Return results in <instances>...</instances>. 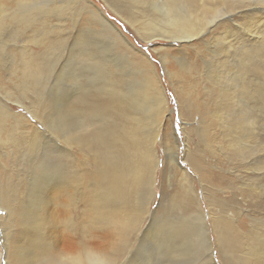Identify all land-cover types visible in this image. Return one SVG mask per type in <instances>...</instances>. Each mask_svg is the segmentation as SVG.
<instances>
[{
    "label": "bare ground",
    "instance_id": "obj_1",
    "mask_svg": "<svg viewBox=\"0 0 264 264\" xmlns=\"http://www.w3.org/2000/svg\"><path fill=\"white\" fill-rule=\"evenodd\" d=\"M109 1L108 7L135 26L143 40L181 41L202 59L201 68L195 69L186 59L172 56L179 64L172 72L167 68L168 50L162 57L169 76L175 77L177 98L190 113L189 120L202 114L197 125L184 124L185 159L198 173L210 204L206 213L198 204L197 180L188 179L179 167L189 184L181 186L173 208L193 214L167 219L169 232L183 236L193 228L197 264H216L214 250L222 264H264V0ZM74 4L92 6L107 37L132 48L131 62L141 76L137 90L127 95L109 79L97 91L91 85L78 86L74 93L61 86L47 90L57 71L54 55L58 64L71 57H63L68 44L61 43V33L64 13ZM142 5L149 9L145 21L131 16H143ZM57 27L62 32L56 38ZM78 43L72 46L75 56L98 66L84 57L90 44L85 41L80 48ZM103 62L100 68L108 66L107 59ZM62 64L60 74H65L66 63ZM187 75L194 79L191 84ZM199 84L207 95L204 102L194 98ZM1 94L5 99L0 100V155L7 156L11 148L22 164L31 165L20 179L22 187L0 190V205L6 210L0 224L7 264L119 263L132 237L142 230L162 162L154 146L170 107L153 64L91 0H0ZM17 105L24 112L14 108ZM190 129L197 133L196 147L208 150L190 155ZM54 138L60 146L53 149L56 153H46L56 143ZM161 144L175 171L176 135L161 138ZM40 150L48 164L35 166ZM220 159L225 169L218 166ZM209 185L216 192H207ZM146 235L147 230L142 237Z\"/></svg>",
    "mask_w": 264,
    "mask_h": 264
},
{
    "label": "rangeland",
    "instance_id": "obj_2",
    "mask_svg": "<svg viewBox=\"0 0 264 264\" xmlns=\"http://www.w3.org/2000/svg\"><path fill=\"white\" fill-rule=\"evenodd\" d=\"M91 1H93L96 7L100 9L106 15V17L112 23H114L116 27L119 28V30H121V32L132 43V45H134L135 48H137L141 53H143L149 59V62L153 64L157 76L160 77L170 107V110H168L164 121L160 140H158V142L154 146L156 151L158 152L157 153L158 156L160 155L159 158L162 162L161 164L158 165L157 170L155 172L156 181L154 186V195L152 196L151 203H149L148 205V212L145 215L144 222L141 225L140 229L142 230H140V232H137L132 237L131 245L128 248V251H126L124 255L121 256V258H119L118 261L120 262L119 263L117 262L116 264H131V262H133L134 264H197V259L195 255L196 254L195 234L193 232L194 231L193 228L190 230L191 231L190 234L187 235L184 234L183 236L175 235L174 232L172 231L171 233L169 232L170 225L167 219L171 221L180 220L184 218L186 215L187 218H189L190 215L193 214V210L186 211L182 209L180 211L179 209H177L176 206H174L173 208L174 203L172 200H175L179 191L182 190L181 186L182 185L185 186L189 184V182L184 179V176L182 172L179 170V167L185 170V172L187 173L186 177L188 179H192L193 176V179L195 178L197 180L196 183L199 189L198 191L199 206L200 207L202 206V209L203 210L205 209L206 213L210 209V204L207 199L208 197L205 196V193L201 187L199 175L194 171L192 164L187 159H185V150H186L185 143L187 137L184 129V124L185 122H187L186 125L189 127L191 126L190 124L194 122L193 126L197 125L200 120L199 117L202 114L201 112L196 113L194 121L189 120L188 117L190 113L184 107L183 102H181L182 100L179 101L177 98L176 86L178 84H176L175 77L169 76L168 71L166 70V64L163 61L162 57L165 54V51L168 50L167 52H169L168 53L169 62L167 64V68H169L172 72L176 71L179 68V64L174 59V57H177L180 60L183 59V61L186 59L185 62L187 64L194 66L195 69L201 68L202 59H198L195 49H193L192 47H187L185 45L183 46V42L181 41L168 40L163 38H156V39L153 38L152 40H148V41L143 40L135 26L133 27L122 16H119V14L115 13V11H112V9L108 7L110 3L109 0H91ZM85 5L87 8L85 7ZM147 8L146 5L145 7L144 5H142V9L144 11L143 16L136 17L135 15L133 14L131 15V13H128L126 11H124V15L129 16L130 14L133 18L139 19L140 21H145L149 15L148 14L145 17V14L149 13V9ZM262 11H261V18L263 17L262 19H264V12ZM72 12L75 14H73ZM64 14L66 18L65 21L66 26L64 32L61 33L62 31L57 27L54 30L55 31L54 36L57 38L60 35V34L58 35V33H61V35H63V37H61L62 39L61 43L64 40L63 45L65 46L66 44H68L67 48L63 50L64 51L63 57L66 58L68 55H71L72 58L67 57L68 59H70V61L68 59H65V62L64 60H60L58 64V57L54 55L55 56L54 70L57 71H55L56 73L55 72L52 73L51 82H49L50 86L47 90L49 91L50 88L59 90L58 86H61L62 88L67 89L68 93L69 92L74 93L75 90L78 91L77 90L78 86L80 88H86L89 85H91L93 91H97V87L103 85L104 79H109L110 81H112L113 84H118L119 88L122 89L124 92H126L127 95L137 90L141 82V76L138 74L137 68L134 67L135 64L131 62V60H133V57L131 55L132 48H127L126 42L125 44L117 43L116 41L114 42L112 39L107 37L106 31L102 26H100L101 24L98 20L99 16L97 11H94V8L92 6L91 7L88 6L87 4H80V5L77 4V6L76 4H74L73 6H71V9L66 11ZM95 14H97V17ZM53 21L55 24H57V20H55V16L53 18ZM85 41L88 42L87 46H89V44L91 46V48L88 49L89 54L87 56L83 55L86 49L83 50L80 54L86 58H89L94 62H98L99 65L104 64L103 61L107 59L108 66L100 68L99 65L95 66L93 63L82 61L80 57L75 56L76 53L75 49L77 48V43L79 42L78 45L80 46V48H82L85 46L84 45ZM74 45H76L75 49L73 48ZM55 47L58 50V53L61 52V50H59L58 45H56ZM71 47L72 49L70 51ZM182 47H186V48L182 49ZM35 49L37 50V47H35ZM40 49L42 48L40 47ZM54 53L56 52L54 51ZM135 60L138 59L135 58ZM62 63H66L65 71H64L65 74L62 73L60 74V70H61L60 67H62L63 65ZM67 66L69 69L67 68ZM99 68L101 70V73H98ZM98 74H101L102 77H100L101 75L99 76ZM58 75L60 78L57 79ZM64 79L68 80L67 82L68 85L63 81ZM186 80L188 81L187 83L189 84H191L194 81L193 77L190 75H187ZM55 84H56V88H53L55 87ZM203 86H204L203 84L197 85L196 92L194 93V98L196 97L200 99L202 98L204 102L207 98V95L205 94V90ZM197 93H199V95ZM4 99H5L4 96L1 94L0 100L4 102ZM14 108H16L19 112H24V109L20 105H17L16 107L14 106ZM28 116L29 119L34 124L38 123V120L36 118H33L30 114H28ZM188 121H192V122H188ZM41 130L43 132H47L45 126H41ZM189 132L191 138L188 139L189 142L187 144L189 146L190 149L189 153L191 156H195L197 154L196 150L198 153H202L204 150L209 149V148L207 149L200 148L199 146L196 147V144L199 142V139L197 140V133L194 131V129H190ZM171 133H174L176 135V139L178 143V148H177L178 163L175 162V165L177 166L178 169H175V171H173V168H171L170 165L167 163V151L164 145L161 144V138L164 141L166 137L171 135ZM55 141L56 143L53 144L51 150H49L46 153H56L55 151H53V149L59 147L60 142L57 139H55ZM200 149L203 151H200ZM6 151L8 152L7 156L0 155V190L3 188L8 189V186H11L12 188L22 187V184L20 183V179L23 178L25 174H27L28 170H31V165L22 164L19 161L20 156L18 158L17 153L13 155L11 152V148L7 149ZM0 152L2 153L3 149ZM43 152L45 151L40 150L37 153V158L39 157V159H35L33 163L35 166L48 164L46 160L41 158ZM206 160L210 162L209 158H207ZM218 166L222 169H225L226 165L224 164L223 159L219 160ZM23 167H25V171L20 172L18 168H23ZM216 170H220V169L216 168ZM19 173L20 175L18 176L17 174ZM203 182H206V180L202 181V183ZM216 190L217 188H212L210 185L207 188V192H212V191L216 192ZM220 194L222 196H225V194L221 192ZM171 201L172 203L170 204ZM5 215H6V210L0 205V217L4 218ZM146 230L148 231V235H146L147 239L142 237L143 233ZM77 237L78 236H76V238ZM78 239L80 240L83 238H81L80 236L78 237ZM214 256H215L216 264H222L220 259L217 258L218 255L215 250H214ZM0 264H7L6 244L2 237L1 224H0Z\"/></svg>",
    "mask_w": 264,
    "mask_h": 264
}]
</instances>
